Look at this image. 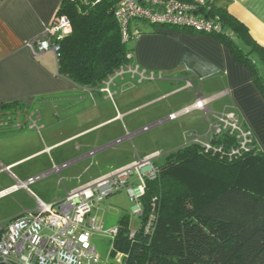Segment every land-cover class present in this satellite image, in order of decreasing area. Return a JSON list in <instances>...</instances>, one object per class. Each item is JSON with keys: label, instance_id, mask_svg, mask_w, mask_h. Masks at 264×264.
I'll list each match as a JSON object with an SVG mask.
<instances>
[{"label": "crops", "instance_id": "crops-1", "mask_svg": "<svg viewBox=\"0 0 264 264\" xmlns=\"http://www.w3.org/2000/svg\"><path fill=\"white\" fill-rule=\"evenodd\" d=\"M60 2H0V105H6L0 109L13 107L7 105L13 102L25 106L23 112L18 107L19 118L12 124L0 119V198L12 197L10 202L0 205V213L4 215L0 225L27 211L23 196H35L36 208L40 202H46L35 195L31 186L56 173L53 169L47 170V152L78 141L101 124H94L95 116L84 107L79 113L73 110L84 104L81 96L86 93L112 98L110 85L116 84V80L135 81L136 97L143 98L145 90L148 95H155L152 98L155 101L171 97L170 105L176 108L171 112L173 117L193 110L205 117L214 116L222 109L229 110L251 131L258 148L264 150V98L249 65L236 59L231 47L220 38L189 28L139 24L142 32L130 41V66L116 72L100 88L81 86L58 71L52 51L33 53L28 46L32 37L52 23ZM214 5L226 9L247 26L253 39L264 47V0H214ZM228 33L247 50L246 43L232 31ZM251 56L259 73H263L258 56L254 53ZM141 84L147 85L138 89ZM25 98H30L29 103L21 102ZM55 108H60V113H54ZM31 117L45 123L42 132L33 131L29 124ZM73 145L72 155L84 146L82 142ZM110 146L105 144L97 150L101 152ZM155 153L144 157L153 158ZM86 157L87 154L75 157L70 160L71 164L79 165ZM135 162L134 158H125L111 170L90 175L85 183L88 185ZM37 173L43 176L28 184V188L21 184ZM77 188L70 186L65 195Z\"/></svg>", "mask_w": 264, "mask_h": 264}, {"label": "trees", "instance_id": "trees-1", "mask_svg": "<svg viewBox=\"0 0 264 264\" xmlns=\"http://www.w3.org/2000/svg\"><path fill=\"white\" fill-rule=\"evenodd\" d=\"M178 1L194 5L197 16L220 23V32L205 33L220 38L236 59L249 65L264 98V47L247 26L216 7L214 0ZM118 2L61 0L57 13L69 18L71 31L59 39L57 67L75 84L100 88L130 66L128 43L136 35L121 39L115 18ZM139 21L132 24L139 27ZM228 30L248 45L246 51ZM251 53L258 56L263 73ZM237 141L233 132L222 130L211 139L216 150L190 140L167 152L162 162H153L155 177L145 179L140 197V225L132 231L129 217H119L111 255L121 258L108 264H264V150L253 138L247 149L229 155ZM149 219L152 230L145 232Z\"/></svg>", "mask_w": 264, "mask_h": 264}, {"label": "built area", "instance_id": "built-area-1", "mask_svg": "<svg viewBox=\"0 0 264 264\" xmlns=\"http://www.w3.org/2000/svg\"><path fill=\"white\" fill-rule=\"evenodd\" d=\"M194 9L195 6L191 3L178 0H119L115 18L123 41L140 33L139 27L132 24L134 20L186 27L195 31L220 32L221 26L218 21L197 16L193 12ZM70 31L69 18L57 13L50 25L45 26L38 35L28 41V46L33 53L52 51L58 61L59 39ZM197 105H201V101H197ZM171 116L173 114L169 117ZM209 127V133L203 142L197 138L191 140L202 143L205 149L216 150L217 148L211 143L212 137L228 129L238 140L237 148H232L229 155L248 148L247 142L237 131H242V135L245 133V138L248 137L250 140L253 138L251 131L242 128L238 117L232 112L218 117L215 123L209 124ZM68 164L69 162H64L55 166L53 170L58 172ZM155 174L156 167L151 158L138 161L67 193L64 200L56 203L41 202L35 210L25 211L11 218L0 225V262L3 264H98L99 257L91 243L92 232H107L113 237L118 228L115 226L104 231L102 222L97 224L96 218L91 216V208L108 194L126 187L132 201V213L141 215L140 197L144 192L145 179H152ZM131 175H135V179L130 180ZM42 176L43 173L35 174L21 184L27 187ZM151 226L149 219L144 226L145 232H150Z\"/></svg>", "mask_w": 264, "mask_h": 264}, {"label": "rangeland", "instance_id": "rangeland-1", "mask_svg": "<svg viewBox=\"0 0 264 264\" xmlns=\"http://www.w3.org/2000/svg\"><path fill=\"white\" fill-rule=\"evenodd\" d=\"M139 24L143 27H146V25L160 26L158 23L150 24L141 20ZM128 46H130V42ZM146 85L141 84L138 89H142ZM134 86L135 81L125 80L120 83L119 80H116V84L110 85V91L113 94L110 99L93 92L81 96V99L84 98L81 102L84 101V104H79L73 110V113L82 112L84 107L95 116L93 123L101 124L96 125L88 133L80 136L78 141H70L52 152H47V170L53 169L64 162L70 163L62 170L56 171L55 175L48 176L42 182L38 180L31 186L37 197L44 199L45 203H56L64 200L65 190L70 186H76L77 189L86 186L85 179L90 175L104 170H111L125 158H134L138 162L149 158L144 157L145 154L155 151L156 153L154 157L152 156L151 161L162 162L167 152L193 138L203 142L209 133V124L215 123L218 117L230 113L229 110L222 109L216 112L214 116L205 117L202 112L193 110L170 118V113L176 110L175 106L170 105L171 97L155 101L152 100L155 95H148L149 93L147 94L146 90L143 98L136 97L137 88ZM13 107L0 109V116H2L0 119H3V122L12 124L19 118L18 113H16L19 108L21 112L25 109V106L22 105ZM56 112L57 114L60 113V108H55L54 113ZM63 113L65 112H61V114ZM29 124L33 127V131L40 132H42L43 125H45L43 121L36 118L30 119ZM242 128L247 130L244 126ZM237 132L247 144L251 142L248 137L245 138V133L242 135V131ZM76 142L78 144L82 142L84 146L72 155L73 151L70 147ZM197 143L202 145L200 142ZM105 144L111 146L101 152L97 150L98 147ZM83 154H87V157L82 163L79 165L71 164V159ZM133 179H135V175L130 176V180ZM11 200L12 197L0 198V205H4L5 202ZM22 201L27 211L36 209L35 196H23ZM131 205L132 201L126 187H123L108 194L102 201L96 202L91 208V216L96 218L97 224L102 222L103 230L106 231L117 226L119 217L124 214L129 217V228L135 231L140 225V217L132 213ZM3 216L0 213V219ZM112 238V235L107 232H92L91 243L98 254V264H108L114 259L120 260L121 254H116L115 258L111 255Z\"/></svg>", "mask_w": 264, "mask_h": 264}]
</instances>
